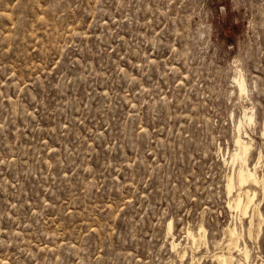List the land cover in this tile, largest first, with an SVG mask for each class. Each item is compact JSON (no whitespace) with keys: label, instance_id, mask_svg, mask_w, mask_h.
<instances>
[{"label":"rangeland","instance_id":"374dc122","mask_svg":"<svg viewBox=\"0 0 264 264\" xmlns=\"http://www.w3.org/2000/svg\"><path fill=\"white\" fill-rule=\"evenodd\" d=\"M240 131L264 177V0H0V264H264Z\"/></svg>","mask_w":264,"mask_h":264},{"label":"bare ground","instance_id":"6f19581e","mask_svg":"<svg viewBox=\"0 0 264 264\" xmlns=\"http://www.w3.org/2000/svg\"><path fill=\"white\" fill-rule=\"evenodd\" d=\"M237 85L241 93H245L247 89L246 79L242 73V70L239 71V75L237 78ZM248 111V110H247ZM249 112V111H248ZM254 112L251 114L245 113V119L250 121L254 120ZM244 119V118H243ZM242 121V119H241ZM242 122H240L241 124ZM240 127V126H239ZM237 150L232 154V162L241 161L240 167L234 171L229 177L227 182V188L229 194H233L236 187H238L237 194L235 195L231 207H235L237 210L242 211L243 215L246 216L250 209L253 208V213L251 215L250 220V235L252 233V228L254 226V218L257 217L260 219L259 225H261L263 219V213L259 207V204H256V200L258 198L259 190L264 191V177L258 174L259 163L261 159V155L259 157V161L252 165L249 162V155L252 151L253 139L241 133H238L236 137ZM170 231L173 229L172 222L169 224ZM190 237L192 238L194 244L197 242L196 235L189 232ZM226 241H225V251L224 249L220 252H216L214 254L215 258L224 264H231L236 261V257L234 255V251L237 250L243 256V258L248 262L250 260V250L246 243L243 246L240 244L243 238V232L235 227H228L225 229ZM206 236V229L204 226L200 228V237ZM219 245L221 242L218 243ZM171 246L173 250L180 251L181 243L177 240L173 239L171 242ZM196 259V256H193V260ZM239 260V259H238ZM242 261V260H240ZM239 261V264H240ZM249 264V263H248Z\"/></svg>","mask_w":264,"mask_h":264}]
</instances>
